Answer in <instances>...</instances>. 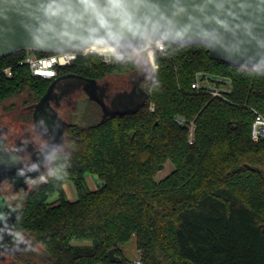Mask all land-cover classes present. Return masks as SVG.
I'll return each instance as SVG.
<instances>
[{
	"label": "trees",
	"instance_id": "trees-1",
	"mask_svg": "<svg viewBox=\"0 0 264 264\" xmlns=\"http://www.w3.org/2000/svg\"><path fill=\"white\" fill-rule=\"evenodd\" d=\"M163 43L151 56H85L59 68L58 76L97 83L140 80L147 98L125 115L104 117L91 100L80 114L66 111L63 148L10 192L24 194L14 227L31 247L1 254V264H264V139L251 136L256 114L264 116V70L215 61L201 44ZM27 52L0 59V68L13 70L0 77V106L21 101L24 123L34 122L53 81L19 64ZM197 81L227 91L213 96L193 89ZM168 162L173 171L156 181ZM87 174L97 177V189H89ZM67 181L74 200L65 195ZM131 242L136 260L124 252Z\"/></svg>",
	"mask_w": 264,
	"mask_h": 264
},
{
	"label": "water",
	"instance_id": "water-1",
	"mask_svg": "<svg viewBox=\"0 0 264 264\" xmlns=\"http://www.w3.org/2000/svg\"><path fill=\"white\" fill-rule=\"evenodd\" d=\"M110 34L123 55L144 51L149 40L201 44L215 61L264 70V0H0V59L22 50L63 53L85 48L89 41L103 45ZM223 35L230 38L227 49L219 44ZM61 80L69 87L67 96L87 82L89 98L104 117L136 112L147 98L141 92L144 98L135 107L111 110L99 97L95 80L67 74L52 81L35 107L34 123L48 144L31 163L21 160L23 146L7 149L0 134V255L18 256L31 247L14 227L18 210L4 198L1 186L8 182L14 190L25 188L63 148L66 125L51 104ZM32 165L36 170L27 171ZM18 169L26 175H18ZM108 255L117 260L114 249Z\"/></svg>",
	"mask_w": 264,
	"mask_h": 264
},
{
	"label": "rangeland",
	"instance_id": "rangeland-1",
	"mask_svg": "<svg viewBox=\"0 0 264 264\" xmlns=\"http://www.w3.org/2000/svg\"><path fill=\"white\" fill-rule=\"evenodd\" d=\"M201 83L203 85L208 84L207 81ZM210 85L212 87L214 86L212 84ZM134 86V82L130 81L126 77L110 76L106 78L105 81L98 83V94L102 96L103 100H105L106 105L110 109L123 110L127 107H134L135 104L141 100V95L134 94ZM223 88L226 90L225 86ZM88 100H90V98L87 89L84 85H80V87L75 89L70 96L65 97V101L59 106V108H56L62 119L66 121L69 120L66 111H68L70 108L76 107L78 114H80ZM20 104L21 101L15 100L10 101L3 106H0V132L2 133L0 134L5 139H8L6 144L8 146L14 145L12 141L14 139L19 140L20 142L26 141L31 145H35L34 152L36 150L38 151L42 145H45L48 142V138L36 129L34 122H22L20 115L24 113L23 111L25 110L20 107ZM25 157L30 159L29 157H27V153L25 154ZM173 169V164L171 162H168L164 166V169L156 175L155 180H163L173 171ZM86 182L89 189L91 190L97 189L100 184L97 177L90 174L86 175ZM5 183L8 184V186L5 185L6 190H4L6 191L4 194L7 197V201L11 205L19 204L23 199V192L19 191L17 193H10L13 187L8 182ZM63 187L65 190V195L68 199L74 200L77 198L76 190L71 182H65ZM6 197L4 196L5 199ZM124 252L131 260H136L138 258V253L135 250L133 242L129 243L125 247ZM1 262L3 261L0 260V264Z\"/></svg>",
	"mask_w": 264,
	"mask_h": 264
},
{
	"label": "built area",
	"instance_id": "built-area-1",
	"mask_svg": "<svg viewBox=\"0 0 264 264\" xmlns=\"http://www.w3.org/2000/svg\"><path fill=\"white\" fill-rule=\"evenodd\" d=\"M164 49L163 40H149L144 51L148 55H152L154 50L162 51ZM26 57L19 62L20 65L29 68L31 74L35 77L43 78L46 80H54L58 76V70L61 67H66L73 64L78 58L85 56H100L104 61L108 62L114 56H122L119 51L113 52L111 48H107L104 45H97L94 49L85 51V48H81L75 51L63 52V53H50L48 55H37L34 51L27 50ZM0 77L12 78L13 70L11 67L0 68ZM208 84L203 85L197 81L192 85L193 89L204 88L210 92L213 96H222L225 90L224 88H216ZM180 123H184L183 120H179ZM251 136L254 142H258L264 139V116L256 114L254 122L251 128ZM134 264H143L140 260H136Z\"/></svg>",
	"mask_w": 264,
	"mask_h": 264
},
{
	"label": "flooded vegetation",
	"instance_id": "flooded-vegetation-1",
	"mask_svg": "<svg viewBox=\"0 0 264 264\" xmlns=\"http://www.w3.org/2000/svg\"><path fill=\"white\" fill-rule=\"evenodd\" d=\"M60 77V76H57V78ZM56 78V79H57ZM55 80V79H54ZM68 80V79H67ZM81 81V80H80ZM82 82V85L85 86V88L87 89V91H89V84L85 81H81ZM80 82V83H81ZM98 84V83H97ZM140 80L135 84V86L133 87V92L134 94H137V95H141V100L139 102H137L135 104V106L137 104H139L142 100H143V95L141 94V92H143L141 89H140ZM67 92H69V87L68 85L66 84L65 80H61V81H58V83L56 84L55 88H54V91L52 93L53 95V98L51 100V104L52 106L56 109L57 111V108H59V106L65 101V97L67 96ZM99 95V94H98ZM99 97L102 98L101 95H99ZM105 101V100H104ZM134 106V107H135ZM108 107V106H107ZM101 108V107H100ZM109 108V107H108ZM127 108H130V107H127ZM125 108V109H127ZM133 108V107H132ZM110 109V108H109ZM112 110V109H111ZM113 110H118V109H113ZM102 111V109H101ZM58 112V111H57ZM103 114V112H102ZM61 116V115H60ZM33 119H34V114H33ZM64 121V119H63ZM65 122V121H64ZM1 133V132H0ZM2 134V133H1ZM4 138V137H3ZM6 141V144H7V141L8 139H5ZM13 141V146H7V149L9 150H18L20 149L22 146L24 147V151H23V155L21 156V160L26 163V164H29L33 161V159L36 157L37 153H40L42 151V149L48 144V142L45 144V145H42L41 148L37 151L34 152V149H35V145H31L30 143H27L26 141L25 142H20L19 140H12ZM27 153V157H29L30 159L26 158L25 157V154Z\"/></svg>",
	"mask_w": 264,
	"mask_h": 264
},
{
	"label": "clouds",
	"instance_id": "clouds-1",
	"mask_svg": "<svg viewBox=\"0 0 264 264\" xmlns=\"http://www.w3.org/2000/svg\"><path fill=\"white\" fill-rule=\"evenodd\" d=\"M229 37L227 35H223L220 37L219 40V44L221 47H224L225 49H227L230 46V42H229ZM115 40V37H111L110 34V39H105L102 43L105 47L107 48H111L113 52L116 51L114 44L112 43V41ZM96 41H89L87 42L84 47H85V51H89L92 50L96 47ZM37 166L36 165H32L31 168H28L27 171H34L36 170ZM18 175H26L25 174V170L24 169H18ZM27 179V177H26Z\"/></svg>",
	"mask_w": 264,
	"mask_h": 264
}]
</instances>
